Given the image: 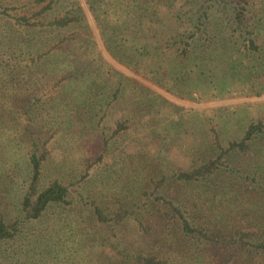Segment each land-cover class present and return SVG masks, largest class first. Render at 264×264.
<instances>
[{"label": "trees", "instance_id": "obj_1", "mask_svg": "<svg viewBox=\"0 0 264 264\" xmlns=\"http://www.w3.org/2000/svg\"><path fill=\"white\" fill-rule=\"evenodd\" d=\"M118 68L260 97L264 0H0V264H264V120Z\"/></svg>", "mask_w": 264, "mask_h": 264}, {"label": "rangeland", "instance_id": "obj_2", "mask_svg": "<svg viewBox=\"0 0 264 264\" xmlns=\"http://www.w3.org/2000/svg\"><path fill=\"white\" fill-rule=\"evenodd\" d=\"M118 69L125 72L128 76L134 77L139 82L147 85L162 97H166L170 102L174 103V105L181 107L184 114H187L191 110L215 111V114L212 116V118H215L214 122L217 123L216 125L219 124L225 129L232 128V121H240L242 124H245L253 117L264 120V94L260 97L234 95L225 99L180 101L172 96L166 95L162 90L150 85L140 77H136L129 71L122 68ZM152 147H154V144H152ZM161 160L162 159L156 155L152 156L153 167L161 174H166L168 172L166 175H170L169 170L171 171L173 167L176 168L182 165L181 160L168 164H163Z\"/></svg>", "mask_w": 264, "mask_h": 264}]
</instances>
